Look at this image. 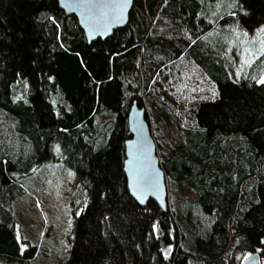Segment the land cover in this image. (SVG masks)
Segmentation results:
<instances>
[{
	"label": "trees",
	"instance_id": "trees-1",
	"mask_svg": "<svg viewBox=\"0 0 264 264\" xmlns=\"http://www.w3.org/2000/svg\"><path fill=\"white\" fill-rule=\"evenodd\" d=\"M257 27L264 0H133L124 26L86 43L56 0H0V264H60L54 245L16 236L12 210L22 183L58 162L86 190L62 264L264 260V52L236 82L218 40ZM133 103L156 144L165 211L126 188Z\"/></svg>",
	"mask_w": 264,
	"mask_h": 264
},
{
	"label": "rangeland",
	"instance_id": "rangeland-1",
	"mask_svg": "<svg viewBox=\"0 0 264 264\" xmlns=\"http://www.w3.org/2000/svg\"><path fill=\"white\" fill-rule=\"evenodd\" d=\"M218 40L230 44L232 48L229 73L237 82L264 52V27L252 31L232 28L219 33ZM261 80H264V75ZM98 119L104 120L101 115ZM22 186L25 192L12 203L17 219L16 236L37 246L41 243L54 245L57 261L62 264L67 255V235L71 230L73 211L85 200V187L74 172L59 162L37 170ZM249 256L250 252H241L237 260L240 262ZM258 262L264 264L262 259Z\"/></svg>",
	"mask_w": 264,
	"mask_h": 264
},
{
	"label": "water",
	"instance_id": "water-1",
	"mask_svg": "<svg viewBox=\"0 0 264 264\" xmlns=\"http://www.w3.org/2000/svg\"><path fill=\"white\" fill-rule=\"evenodd\" d=\"M133 0H56L58 8L73 16L86 43L104 40L127 23ZM129 138L124 141L122 171L130 197L140 206L147 200L167 209V186L160 167L156 144L145 119L144 109L133 103L127 113ZM167 253V252H166ZM241 264H259L256 253Z\"/></svg>",
	"mask_w": 264,
	"mask_h": 264
},
{
	"label": "snow or ice",
	"instance_id": "snow-or-ice-1",
	"mask_svg": "<svg viewBox=\"0 0 264 264\" xmlns=\"http://www.w3.org/2000/svg\"><path fill=\"white\" fill-rule=\"evenodd\" d=\"M260 82H261V83H264V80H261Z\"/></svg>",
	"mask_w": 264,
	"mask_h": 264
},
{
	"label": "bare ground",
	"instance_id": "bare-ground-1",
	"mask_svg": "<svg viewBox=\"0 0 264 264\" xmlns=\"http://www.w3.org/2000/svg\"><path fill=\"white\" fill-rule=\"evenodd\" d=\"M167 186V185H166Z\"/></svg>",
	"mask_w": 264,
	"mask_h": 264
}]
</instances>
